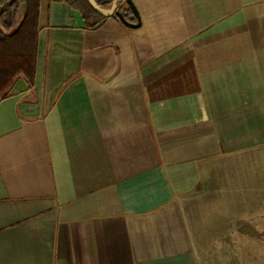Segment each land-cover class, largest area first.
<instances>
[{
  "label": "crops",
  "instance_id": "obj_1",
  "mask_svg": "<svg viewBox=\"0 0 264 264\" xmlns=\"http://www.w3.org/2000/svg\"><path fill=\"white\" fill-rule=\"evenodd\" d=\"M132 2L138 27H88L39 0L32 85L0 99V264H230L213 249L232 246L247 264L264 247L216 239L194 206L221 160L264 143V0Z\"/></svg>",
  "mask_w": 264,
  "mask_h": 264
},
{
  "label": "rangeland",
  "instance_id": "obj_2",
  "mask_svg": "<svg viewBox=\"0 0 264 264\" xmlns=\"http://www.w3.org/2000/svg\"><path fill=\"white\" fill-rule=\"evenodd\" d=\"M194 192L199 197L195 207L214 210L211 218L216 239L229 226L231 240H253L257 246L259 242L254 240L264 239V143L221 160L220 166L204 177ZM251 225L258 232L251 230ZM213 250L221 262L242 264V247ZM251 251L247 264H264V247L254 245L248 250Z\"/></svg>",
  "mask_w": 264,
  "mask_h": 264
},
{
  "label": "trees",
  "instance_id": "obj_3",
  "mask_svg": "<svg viewBox=\"0 0 264 264\" xmlns=\"http://www.w3.org/2000/svg\"><path fill=\"white\" fill-rule=\"evenodd\" d=\"M81 11L88 27H95L104 17L87 0H59ZM39 0H0V99L5 98L15 82L22 78L32 85L37 44ZM108 9L113 0H95ZM121 1L117 10H121ZM130 13L126 8L125 16ZM21 14V16H20ZM20 16V17H19Z\"/></svg>",
  "mask_w": 264,
  "mask_h": 264
},
{
  "label": "water",
  "instance_id": "obj_4",
  "mask_svg": "<svg viewBox=\"0 0 264 264\" xmlns=\"http://www.w3.org/2000/svg\"><path fill=\"white\" fill-rule=\"evenodd\" d=\"M123 0H113V2L111 3V6L108 9H103L101 7H99L95 0H87V2L90 4V6L100 15L104 16V17H108L111 15H115L124 25L129 26V27H138L139 26V16H138V12L132 2V0H124L126 2V4L128 5V8L130 10V12L133 14V16L136 19V23H131L129 22L125 16L119 11L117 10V5Z\"/></svg>",
  "mask_w": 264,
  "mask_h": 264
}]
</instances>
